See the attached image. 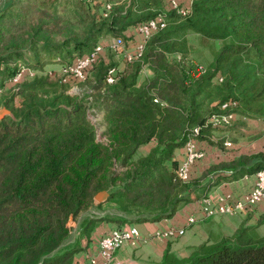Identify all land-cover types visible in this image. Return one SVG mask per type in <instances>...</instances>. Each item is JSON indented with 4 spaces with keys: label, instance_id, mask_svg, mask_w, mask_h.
Masks as SVG:
<instances>
[{
    "label": "trees",
    "instance_id": "obj_1",
    "mask_svg": "<svg viewBox=\"0 0 264 264\" xmlns=\"http://www.w3.org/2000/svg\"><path fill=\"white\" fill-rule=\"evenodd\" d=\"M107 2L111 17L83 21L80 28L73 0H5L0 5V87L22 65L67 63L103 35L120 33L159 12L165 21L122 68L97 63L101 55L91 65L97 63L91 90L102 109L105 140L98 138L82 99L54 92L41 74L17 86L22 98L10 108L14 118H0V264H71L82 246L76 240L60 247L69 231L67 220L100 190L106 189V200L120 209H152L146 218L157 220L213 184L264 167L261 149L204 169V174L219 169L214 177L181 183L175 180L173 154L194 126L198 137L219 127L237 139L250 133L246 119L264 115V0H192L185 14L173 9L169 14L164 0ZM58 24L64 31L55 38L50 27ZM189 31L201 42L221 41L198 74V62L187 53ZM143 65L151 75L136 83ZM216 72L219 81L212 80ZM228 100L234 104L225 111L236 113V120L221 127L207 122ZM151 138L154 145L132 158L137 146ZM116 179L120 183L108 189ZM103 219L117 220L85 217L78 235L88 240ZM246 228L237 229L231 242L201 244L186 257L166 247L158 264H264V238L251 242L243 234Z\"/></svg>",
    "mask_w": 264,
    "mask_h": 264
},
{
    "label": "crops",
    "instance_id": "obj_2",
    "mask_svg": "<svg viewBox=\"0 0 264 264\" xmlns=\"http://www.w3.org/2000/svg\"><path fill=\"white\" fill-rule=\"evenodd\" d=\"M131 29V28H130ZM125 28L124 32H131L132 44L129 50H132L135 43L139 40V36L135 30ZM122 31V32H123ZM108 37V36H107ZM107 43V42H106ZM250 128L246 131L249 139L237 140L232 143L233 153L228 154L225 146H216L207 143L205 151L201 157L196 160V164L192 170V177L189 180L193 184L201 182L208 177H214L215 171L210 170L204 174V169L210 165L217 164L221 161H227L240 154H250L261 150L264 144V136L261 132V126L264 124V117L257 119H246ZM254 126V127H253ZM260 130L255 133V130ZM209 133V134H208ZM206 135L208 138L215 137L213 129ZM225 138V137H224ZM223 138V139H224ZM222 145V141H221ZM251 148H253L251 150ZM181 148H175L174 158L180 157ZM227 173L230 170L223 169ZM218 172V171H217ZM254 176L251 173L243 172L239 176L231 180L221 181L209 187V192H231L238 194L244 192L250 184H252ZM207 190V191H208ZM198 197V196H197ZM183 203L169 217L157 220L134 222L138 229V235L130 238L112 253V260L107 264H158L161 260L164 249L167 247L177 257L188 256L197 246L204 244L208 247L216 246L222 242L233 241L234 233L243 226H253L260 233V227L264 223V217L259 221L260 216L264 213V195L245 213L233 214H216L213 216L199 219L197 222L187 225L184 232L174 238H165L160 233L169 226H179L184 223L185 215L192 210L196 198ZM197 215H199L197 213ZM115 223L111 220H101L93 227L88 240L83 236H78L77 241L82 249L75 252L72 257L71 264H92L89 258L94 257L95 264H101L102 258L98 255V239L105 231H107ZM260 238H264V234H259Z\"/></svg>",
    "mask_w": 264,
    "mask_h": 264
},
{
    "label": "rangeland",
    "instance_id": "obj_3",
    "mask_svg": "<svg viewBox=\"0 0 264 264\" xmlns=\"http://www.w3.org/2000/svg\"><path fill=\"white\" fill-rule=\"evenodd\" d=\"M5 0H0V5L3 3ZM76 2V12L75 16L79 20V24H77V27L80 28L83 26V21H89L90 19H98V17H111L113 14V11H104L103 8L101 7L102 1L107 0H73ZM164 7L169 14L174 13L172 11L173 8H171L168 4V0H164ZM78 3V4H77ZM112 5V4H111ZM174 10V9H173ZM123 11V10H122ZM161 15L163 12H159ZM176 13V12H175ZM81 15V16H80ZM78 16V17H77ZM163 16V15H162ZM137 24L134 23L133 25H130L126 28H131L130 30H135V25ZM51 30L53 31V36L56 38H59L62 35V32L64 31V26L54 25L50 27ZM119 35L122 38V44L119 47H115L113 44V38L115 36ZM108 36V37H107ZM126 36V38H124ZM132 34L131 32H120V33H110L108 35H103L99 37L96 42H102L104 47L103 50L101 51V56L97 60V63H103L106 65H112L117 68H122L124 66L125 60H130L126 58V54L132 52V50H129L132 42ZM188 37V49L187 53L189 56L192 58V60L202 64L203 66L208 64L212 57L214 51L219 47L221 41L218 38H211L208 39L205 42H201L198 35L196 33L189 31L187 34ZM107 42V43H106ZM134 48V47H133ZM136 58V57H135ZM95 63L86 73V76H84L81 80L77 81H64L62 80V77L60 74H58V67L61 63L56 62V61H50L47 62L46 64H43L41 67H29L22 65L20 68H22V76L21 79L18 82H12L10 79L6 80L2 87H0V107L5 106L8 108L11 112V117L14 118L11 107H17L20 105L21 101V95L20 93L17 92V86L21 84L23 81H30L33 79L35 75H42L45 77L47 81L53 84L54 87L53 91L54 92H65L68 93L72 96H74L76 99H82L84 102L85 110L87 116L90 118V120L93 122V124L96 127V132L99 135L98 138L101 140H105V136L103 135L104 133V124L102 122V109L100 106H97L93 102V97L94 95L92 94L91 90V84L93 83L91 79V71L94 68V66L97 64ZM141 70L136 76V83H139L142 79H147L148 76L151 75V70L149 69L148 65H143L140 68ZM49 92L47 91L46 94L48 95ZM9 115V114H4ZM2 116V117H3ZM1 117V118H2ZM264 117L261 116V118ZM237 118V114L233 113V117L231 122ZM247 122V121H246ZM248 126H250L247 123ZM221 127V126H220ZM254 127V126H253ZM250 128V127H249ZM260 130L256 129L255 133H259ZM213 133L215 134V137H212L211 139L204 136H201L200 138H204L206 140V143H211L212 145L216 146H221V141L223 138H227L231 141V144L237 143V140H244V139H249L250 137L246 136H239L237 139H232L228 135L227 130H223V128L216 127L213 129ZM209 134V133H208ZM154 145V139H150L145 143H142L137 146L135 149L132 158H136L139 156L144 155L150 147ZM205 146V145H204ZM253 148H251L252 150ZM231 150V149H230ZM175 152V149H174ZM174 156L176 153H173ZM115 165L112 166V168ZM175 180L181 183H186L185 181L178 180L175 177ZM119 179H116L115 183L112 185L110 184L107 188L112 189L114 186L119 184ZM107 192L106 189H103ZM154 214V211L152 209H133L131 211H124L120 209L114 202L106 200V197L103 201H98L94 195L92 197V200L84 206L81 210H79L74 216L69 215V218L67 220V224L69 226V231L67 233V236L63 240V242L60 244V247H64L68 244L73 243L74 241L77 240L78 238V231H79V224L80 221L85 218V217H107V218H117L119 220H115L114 223H117L116 225L123 224V223H129V222H136V220L143 219L145 221H150V217ZM148 217V218H146ZM107 220V219H103ZM142 221V220H141ZM115 225V224H114ZM260 233L264 234V223L260 227ZM258 230H255V227L249 226L244 230V235L248 237V239L251 242H256L260 241L261 238L259 236L260 234ZM59 247V248H60Z\"/></svg>",
    "mask_w": 264,
    "mask_h": 264
},
{
    "label": "built area",
    "instance_id": "obj_4",
    "mask_svg": "<svg viewBox=\"0 0 264 264\" xmlns=\"http://www.w3.org/2000/svg\"><path fill=\"white\" fill-rule=\"evenodd\" d=\"M191 1L192 0H168V4L176 13L185 14L189 11ZM100 3L104 11H110L111 4L109 2L102 1ZM164 23L163 16L159 13L144 21L138 22L135 25V31L139 36V40L135 43L132 52L126 54V58L133 59L137 57L148 37L158 28L162 27ZM113 44L115 47H119L122 44V38L119 35L115 36L113 38ZM103 47L104 45L102 42H97L88 52L74 56L67 63H61L58 67V74L61 75L62 80H81L86 75L88 69H90L96 58L101 55ZM203 69L204 66L202 64L195 63L194 74L200 73ZM21 76L22 68H19L12 75L10 80L13 83L18 82L21 79ZM220 79L221 76L218 72L212 76L213 81H219ZM107 80H111L110 74H108ZM232 104H234V101L232 100L222 102L220 104V111L212 113L206 121L213 126H223L228 124L233 117V112H226L225 109L232 106ZM198 132L197 126L192 127L190 135L180 147V157L176 158L177 163L174 168L175 177L178 180L186 182L191 179L192 170L196 164V160L201 157L205 151L204 149L207 146L206 140L198 137ZM261 132L264 136V124L261 126ZM222 146L227 148V151H229L228 154L233 153L234 149L232 148L234 147L231 146V141L229 139L224 138L222 140ZM261 149L264 150V144H262ZM252 175L254 176L252 184H250L242 193L232 194L231 192L205 191L196 198L192 210L185 215L184 223L182 225L169 226L160 233L165 238H174L181 235L187 225H191L199 219L216 214L245 213L261 196L264 195V167L253 171ZM197 213L199 215H197ZM137 235L138 229L133 223L111 226L107 231L100 235L98 239L97 253L100 258H102L101 264L111 262L113 251L124 243V241ZM89 261L92 264L96 263L94 257L89 258Z\"/></svg>",
    "mask_w": 264,
    "mask_h": 264
},
{
    "label": "water",
    "instance_id": "obj_5",
    "mask_svg": "<svg viewBox=\"0 0 264 264\" xmlns=\"http://www.w3.org/2000/svg\"><path fill=\"white\" fill-rule=\"evenodd\" d=\"M9 114V116H12L11 115V112L8 108H6L5 106H1L0 107V118L4 115V114ZM203 122V119H200L199 123L198 124H201ZM107 195V192L105 190H100L98 192H96L94 194V197L98 200V201H103L105 199Z\"/></svg>",
    "mask_w": 264,
    "mask_h": 264
}]
</instances>
